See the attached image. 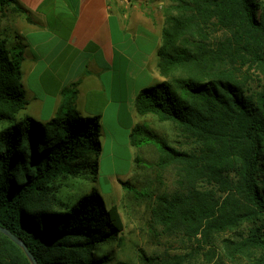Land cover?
<instances>
[{
  "label": "trees",
  "instance_id": "16d2710c",
  "mask_svg": "<svg viewBox=\"0 0 264 264\" xmlns=\"http://www.w3.org/2000/svg\"><path fill=\"white\" fill-rule=\"evenodd\" d=\"M11 2L32 22L16 0H0ZM166 16L158 50L166 80L143 89L134 109L140 118L173 122L192 145L171 147L145 123L132 129V148L156 146L158 169L175 171L174 190L158 196L153 217L166 233L210 246L216 264H264V0H173ZM23 62V46L9 48L0 38V227L38 264H110L100 250L120 240L119 209L108 208L97 189L58 198L61 188H74L68 181L90 165L92 153L101 154V118L77 114V84L65 89L51 121L23 115ZM142 161L138 154L135 167ZM120 184L141 198L155 194ZM150 261L186 264L181 255ZM0 264H32L2 232Z\"/></svg>",
  "mask_w": 264,
  "mask_h": 264
},
{
  "label": "crops",
  "instance_id": "0c3cea01",
  "mask_svg": "<svg viewBox=\"0 0 264 264\" xmlns=\"http://www.w3.org/2000/svg\"><path fill=\"white\" fill-rule=\"evenodd\" d=\"M16 1L32 22L16 4L0 3V34L11 29L15 45L23 46L22 85L29 102L23 115L51 121L65 89L77 84L78 115L99 116L101 124L136 125L137 96L163 81L158 70L162 29L141 5L135 0ZM0 38L7 42L3 34Z\"/></svg>",
  "mask_w": 264,
  "mask_h": 264
},
{
  "label": "rangeland",
  "instance_id": "374dc122",
  "mask_svg": "<svg viewBox=\"0 0 264 264\" xmlns=\"http://www.w3.org/2000/svg\"><path fill=\"white\" fill-rule=\"evenodd\" d=\"M135 2L141 5L142 13L163 31L167 20L166 10L173 4V0H135ZM6 30L8 32L2 34L7 39V46L11 48L16 44L15 38L11 29ZM221 36L222 33H218V37ZM136 44L141 47L142 42L136 41ZM119 46L121 47V44ZM160 76L164 82L166 79L161 73ZM253 85L258 87L257 79L254 80ZM138 123L148 125L171 147L179 150L191 148V140L186 138L171 121L150 115L145 118L138 117ZM5 126L6 124L1 122L0 130ZM134 126L135 124L130 123H103L101 154L92 153L90 165L83 169L77 179L68 181L69 184L74 185V188L71 190L61 188L58 198L60 201L68 202L97 189L108 208L116 206L119 209L124 223L120 240L111 241L103 245L100 250L101 256L110 257V264L119 261L130 264H153L154 262L150 260H163L176 255L183 256L186 264H216L217 259L212 256L210 246L197 247L182 235L166 233L153 217V208L158 196L165 190L168 192L174 190L175 171L172 168L158 169L155 163L161 153L156 146L150 145L141 151L130 146V134ZM138 154L143 160L140 169L134 164ZM120 181H130L135 187L134 191L137 192H144L146 187H150L155 194L151 199L141 198L135 192L124 189ZM244 230H248V226H244L238 234L243 233ZM223 252L224 250L220 251L221 254ZM227 264L231 263L227 262Z\"/></svg>",
  "mask_w": 264,
  "mask_h": 264
},
{
  "label": "water",
  "instance_id": "95a60500",
  "mask_svg": "<svg viewBox=\"0 0 264 264\" xmlns=\"http://www.w3.org/2000/svg\"><path fill=\"white\" fill-rule=\"evenodd\" d=\"M0 232L7 235L15 244H17L19 247H21L23 249V251L26 253V255L28 256V258L30 259L32 264H38L36 258L30 252L28 246L21 239L16 237L11 231H9L5 228H2V227H0Z\"/></svg>",
  "mask_w": 264,
  "mask_h": 264
}]
</instances>
